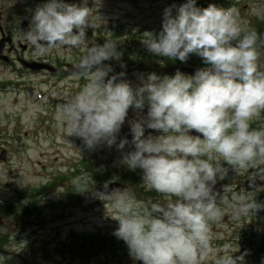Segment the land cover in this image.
Here are the masks:
<instances>
[{
	"label": "clouds",
	"instance_id": "9594fccd",
	"mask_svg": "<svg viewBox=\"0 0 264 264\" xmlns=\"http://www.w3.org/2000/svg\"><path fill=\"white\" fill-rule=\"evenodd\" d=\"M94 27L82 4L46 0L19 39L41 56L85 48L74 69L85 84L58 106L57 124L88 150L115 146L121 163L142 170L146 186L166 198L163 204L145 203L119 189L108 194L118 222L113 235L130 256L141 264H205L214 251L210 225L224 214L214 186L229 169L243 173L264 165V129L251 127L264 112L261 37L242 26L235 7L200 8L196 0L169 6L161 30L144 42L146 50L180 63L196 56L204 66L192 75L150 74L133 87L109 76L112 67L104 63L120 58L117 42L86 46ZM126 121L131 140L118 142ZM232 201L234 218L264 209L241 194ZM244 255L234 256L225 245L215 264H245Z\"/></svg>",
	"mask_w": 264,
	"mask_h": 264
},
{
	"label": "rangeland",
	"instance_id": "374dc122",
	"mask_svg": "<svg viewBox=\"0 0 264 264\" xmlns=\"http://www.w3.org/2000/svg\"><path fill=\"white\" fill-rule=\"evenodd\" d=\"M2 1L0 0V6L3 5ZM83 2L84 0H81V2L72 4L80 6L83 5ZM185 2L186 0L180 3H169L168 0H92V4L87 7L90 10L91 22L95 25L94 28L88 29L92 30L91 36L109 37L114 35L122 37L125 34V37H122L117 44L120 58L105 61L111 63L112 72L109 73V76H118L120 68L136 65L134 62H137L138 65L143 64L146 69H151L150 61L146 59L142 63L144 57L151 55L146 50L144 42L150 39L149 33L156 34L161 30L162 14L165 8L179 7ZM196 2L222 8L235 7L239 11L240 23L246 30L249 28L251 19L256 18L257 21H260L264 17V0H196ZM18 34L20 35V31ZM93 45L91 42L88 46ZM258 51V67L262 69L264 68V49L261 48ZM47 56H50L52 61L56 60V56L60 59V63H72L70 59L74 56V51L56 49ZM151 57L162 58L152 55ZM192 57L197 58L196 56ZM120 72L123 73V77L118 76V78L126 80L133 87L148 77L135 69L131 71V77L130 73L124 69ZM156 75L158 76V74ZM160 77L163 76L160 75ZM2 80H18V78H14L8 70L0 67V82ZM53 81L57 80L48 76L27 74L21 82L24 83L21 88L0 90V152L5 151L7 158L5 164L0 163L1 203L3 200L11 198L12 193L17 190L30 191L31 188H39L45 185L49 176L60 172L66 173L71 159L81 171L73 177L66 176V179L61 182V189L51 190L50 198L65 199V194L68 192L74 197L73 204L87 199L83 206L90 207L89 205L96 200L93 195H96L94 194V185L97 181L103 184L117 181L116 179L129 170L121 163L122 153L117 151L115 146L112 148L100 146L95 150L76 146L73 148H79L73 153L63 148L68 143L63 141L61 136L69 134L66 128L59 126L54 118L59 105L53 110V107L46 103L47 100L41 97L39 99L37 96V94L44 93L50 86L54 87L47 95L53 98H57L60 93L66 95L67 99L72 96L68 90L65 93H63V89L58 92L57 90L61 88L62 84H56ZM67 87L70 88L71 85L68 84ZM42 115L49 116L51 120L47 123L42 122ZM134 116L135 113L131 111L128 119H132ZM253 122L257 129H264V112L254 118L251 123ZM42 129L48 130L41 132ZM148 131L151 130H147L146 133ZM124 133L130 134L127 121L119 133L118 142L120 138H123ZM68 145L75 146L72 143ZM128 150L126 146L124 152ZM82 160H85L82 162L83 165H89L81 166L80 161ZM134 173L142 181L141 187L151 190L145 182L143 185L142 170L137 169ZM93 174L95 179L92 178ZM255 174L259 175L258 180L263 183V187L253 192H246L243 186L245 182L252 180ZM221 182H223L225 194L217 200V204L222 208L224 214L217 222L210 225L212 233L210 243L214 251L205 264H215L216 258L223 254L225 245L230 247L234 256L246 253L244 255L245 264H264V209L258 210L253 215L234 218L231 207L233 194L244 195L249 201L255 200L257 204L264 205V165L251 168L243 173H235L229 169ZM136 186V182L132 183L131 190ZM131 190L126 194H134ZM145 198L151 199L152 196ZM37 201H40L41 207L49 206L47 205L48 198ZM29 203L26 200H19V203L15 201L12 208L9 209V217L0 216V248L2 247L0 249V264L57 263L61 258L58 257L56 248L67 243L73 236L71 233L82 238L100 231L104 242L115 240V243L112 244L117 250L116 256H113L112 250H110L112 264H118L119 258L122 260L125 252L129 254V250H125L128 248L124 242L120 244L119 242L122 240L113 235L116 226H118V222L115 220L116 215L112 216L110 223L107 221L112 215L110 213L113 210L112 206L106 205L104 220L94 217L91 213L79 214L77 212L75 219L63 223V220L59 219L62 216L61 208L57 211L48 210L43 216L37 214L38 217L35 215L29 220H27L26 212L25 215L16 218L19 216L16 213L17 210L25 209L26 207L23 205L27 206ZM61 206L63 207L65 204ZM95 212L99 211L95 209ZM66 224L70 225L66 226ZM107 228L115 229L111 231ZM3 248L4 253H1ZM133 259L129 254L126 260L121 261L120 264H130Z\"/></svg>",
	"mask_w": 264,
	"mask_h": 264
},
{
	"label": "trees",
	"instance_id": "16d2710c",
	"mask_svg": "<svg viewBox=\"0 0 264 264\" xmlns=\"http://www.w3.org/2000/svg\"><path fill=\"white\" fill-rule=\"evenodd\" d=\"M251 30H254L257 33L258 37H261V39L258 40V50H260L261 48L264 49V20L260 23L256 22ZM161 61L164 65L178 63L189 66H197V67L204 66L200 58L198 57L197 58L191 57L186 63H180L179 61L169 60L168 58H162ZM19 211L21 212V215L16 216V218H20L21 216L25 215L24 209H21ZM1 215H4L5 217H8L10 215V213L8 212V206H6L5 208H0V216Z\"/></svg>",
	"mask_w": 264,
	"mask_h": 264
},
{
	"label": "flooded vegetation",
	"instance_id": "af4514ba",
	"mask_svg": "<svg viewBox=\"0 0 264 264\" xmlns=\"http://www.w3.org/2000/svg\"><path fill=\"white\" fill-rule=\"evenodd\" d=\"M27 6L31 7V3L27 2V0L20 2V3H14L12 7L14 8V11L16 10L19 13H23V11H27ZM28 27H26L27 29ZM13 35V34H12ZM10 55L15 59H21L24 58L27 60V47L25 48L20 46L19 39L17 37L13 36V43L11 48L8 50Z\"/></svg>",
	"mask_w": 264,
	"mask_h": 264
},
{
	"label": "water",
	"instance_id": "95a60500",
	"mask_svg": "<svg viewBox=\"0 0 264 264\" xmlns=\"http://www.w3.org/2000/svg\"><path fill=\"white\" fill-rule=\"evenodd\" d=\"M196 70H197V69L181 68V67H172V68L168 69L167 71H168V72H171V73H175L176 71H180V72H182V73H184V74L192 75V74H194V72H195ZM257 187H260V184L255 183V180L250 181V182H247V183L245 184V189H246V190H254V189H256ZM112 188H113V189H112L111 191H113L114 189H119V186H117V185H112ZM120 189H121V188H120ZM120 189H119V190H120ZM213 190H214V192H215L217 195L220 193V191H218L217 189H213ZM138 264H141V262L139 261Z\"/></svg>",
	"mask_w": 264,
	"mask_h": 264
}]
</instances>
